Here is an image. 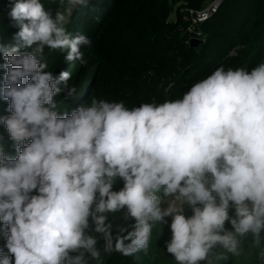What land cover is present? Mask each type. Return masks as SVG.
<instances>
[{
    "label": "clouds",
    "instance_id": "clouds-1",
    "mask_svg": "<svg viewBox=\"0 0 264 264\" xmlns=\"http://www.w3.org/2000/svg\"><path fill=\"white\" fill-rule=\"evenodd\" d=\"M54 2L14 0V43L0 30V264L136 259L164 227L174 264H238L247 249L264 264V59L221 64L178 98L61 111L78 89L45 49L87 64L91 40L66 24L91 0Z\"/></svg>",
    "mask_w": 264,
    "mask_h": 264
},
{
    "label": "trees",
    "instance_id": "trees-1",
    "mask_svg": "<svg viewBox=\"0 0 264 264\" xmlns=\"http://www.w3.org/2000/svg\"><path fill=\"white\" fill-rule=\"evenodd\" d=\"M207 1L91 0L86 8L76 9L66 28L74 36L83 34L91 40L90 45L81 47L87 64L65 62L66 53L45 49L47 70L54 74L69 71V83L78 89L77 98L61 105V111L90 104L93 98L124 101L129 108L152 100L162 102L180 97L221 64L248 70L256 66L264 59V0H225L204 24L207 42L192 47L182 32L188 25L183 10L202 9ZM12 2L0 0V30L6 45L14 43L12 36L18 30L10 27ZM42 2L51 11L58 7L54 0ZM175 11V19H171ZM238 46V54L231 55ZM171 82L174 85L168 89ZM4 108L6 103L0 102V114H7ZM166 229L158 240L154 230L147 255L141 253L134 259L113 254L105 258V264H174L168 254L159 255L165 251ZM4 243L0 238V247Z\"/></svg>",
    "mask_w": 264,
    "mask_h": 264
},
{
    "label": "built area",
    "instance_id": "built-area-1",
    "mask_svg": "<svg viewBox=\"0 0 264 264\" xmlns=\"http://www.w3.org/2000/svg\"><path fill=\"white\" fill-rule=\"evenodd\" d=\"M225 0H210L209 3L202 9H195L186 7L183 10V19L187 21L188 25L182 30L183 35L186 37V43L190 44L194 38L200 39L203 43L207 40V34L202 29L204 22L208 21L214 16L221 7ZM236 52L233 50L232 54ZM171 82L168 89L173 86Z\"/></svg>",
    "mask_w": 264,
    "mask_h": 264
},
{
    "label": "rangeland",
    "instance_id": "rangeland-1",
    "mask_svg": "<svg viewBox=\"0 0 264 264\" xmlns=\"http://www.w3.org/2000/svg\"><path fill=\"white\" fill-rule=\"evenodd\" d=\"M76 11V10H75ZM75 11L72 13V15L73 14H75ZM71 18V17H70ZM78 19H80V18H78ZM175 19V18H174ZM69 21H70V19H69ZM68 21V22H69ZM234 51L237 53V51H236V49H234ZM235 53V54H236ZM188 214H191L190 213V210H189V213ZM167 228V227H166ZM166 235H167V237H166V240H168V239H170V235H171V233H170V230L167 228L166 229ZM169 235V236H168ZM164 249H165V247H164ZM164 251V250H163ZM159 252V251H158ZM255 252H256V250H254V249H247L246 250V254H245V258L241 261V262H238V264H256V261H257V258H255ZM166 249H165V251L164 252H161L159 255H160V257H163L164 255H165V257H166ZM171 260H172V257L171 256H169V255H167ZM172 262H173V260H172ZM230 262V264L231 263H233L234 264V262L233 261H228V262H225V263H229Z\"/></svg>",
    "mask_w": 264,
    "mask_h": 264
},
{
    "label": "water",
    "instance_id": "water-1",
    "mask_svg": "<svg viewBox=\"0 0 264 264\" xmlns=\"http://www.w3.org/2000/svg\"><path fill=\"white\" fill-rule=\"evenodd\" d=\"M190 45H191L192 47H200V45H201V40H200V39H197V38H194V39L191 40Z\"/></svg>",
    "mask_w": 264,
    "mask_h": 264
},
{
    "label": "crops",
    "instance_id": "crops-1",
    "mask_svg": "<svg viewBox=\"0 0 264 264\" xmlns=\"http://www.w3.org/2000/svg\"><path fill=\"white\" fill-rule=\"evenodd\" d=\"M175 16H176V11H175V13L172 15L171 19H174V18H175ZM190 46H191V45H190ZM255 258H256V256H255ZM231 264H233V263H231ZM256 264H259V261H258V259H257V261H256Z\"/></svg>",
    "mask_w": 264,
    "mask_h": 264
},
{
    "label": "bare ground",
    "instance_id": "bare-ground-1",
    "mask_svg": "<svg viewBox=\"0 0 264 264\" xmlns=\"http://www.w3.org/2000/svg\"><path fill=\"white\" fill-rule=\"evenodd\" d=\"M206 5H207V3H206ZM206 5H205V6H206ZM205 6H204V7H205ZM204 7H203V8H204Z\"/></svg>",
    "mask_w": 264,
    "mask_h": 264
}]
</instances>
